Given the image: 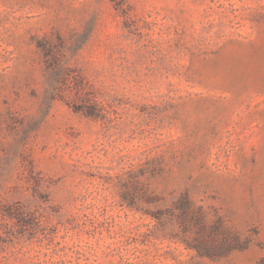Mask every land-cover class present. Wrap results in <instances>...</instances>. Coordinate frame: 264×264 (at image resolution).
Listing matches in <instances>:
<instances>
[{
  "label": "rangeland",
  "instance_id": "obj_1",
  "mask_svg": "<svg viewBox=\"0 0 264 264\" xmlns=\"http://www.w3.org/2000/svg\"><path fill=\"white\" fill-rule=\"evenodd\" d=\"M0 264H264V0H0Z\"/></svg>",
  "mask_w": 264,
  "mask_h": 264
}]
</instances>
